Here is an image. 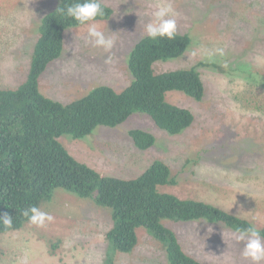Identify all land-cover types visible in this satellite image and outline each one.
<instances>
[{"label":"rangeland","instance_id":"1","mask_svg":"<svg viewBox=\"0 0 264 264\" xmlns=\"http://www.w3.org/2000/svg\"><path fill=\"white\" fill-rule=\"evenodd\" d=\"M60 1L0 0V24L6 33L0 37V43L5 45L4 48L0 46V85H13L12 89L16 87L13 76L28 74L32 57L28 69H24V62L18 61L20 56L12 58L10 55L14 50L12 46L26 40H37L43 20L59 7ZM106 1L111 5L125 3L135 21L134 28L116 41L113 31L104 30L98 20L99 29L115 41L110 52L87 42V25L68 29L61 58L52 61L41 78V91L45 97L66 105L82 100L99 86H108L120 93L132 85L130 55L147 38L144 27L153 19V13L162 0H102L103 4ZM170 2L179 13L177 33L191 31L193 46L182 58L167 63L156 62V73L188 69L200 60L222 65L225 69L212 68L203 74L208 76L205 79L206 92L201 100L179 91L165 94L167 102L194 114L193 125L179 135H172L161 130L149 115L135 113L116 128L104 127L99 134L103 139L99 142L104 144H98L99 147L93 143L94 139L81 145L76 143L80 141L73 142L72 137L65 136L61 142L79 162L102 177L136 180L156 162H163L178 180L177 186L166 187L169 193L249 217L248 209L244 207H250L261 196L260 185L264 188V183L256 185L248 179L251 168L264 171V114L253 106L251 109L244 107L239 99L243 100L244 94L264 95V38L252 31L254 27L264 30V19L247 11L241 20L238 16L229 17L227 8L223 6L225 0ZM212 6L216 7L212 10ZM260 9L264 11V5ZM121 13H126V10ZM13 18H19L17 25L10 22ZM219 18H224L225 24ZM120 23L114 22L113 27L122 29ZM235 39L241 43H235ZM210 40H213V45H210ZM193 52L196 55L193 56ZM109 57L111 62L106 63ZM258 70H261L259 74ZM257 80L260 84L249 88ZM132 130L152 134L156 139L154 146L147 150L139 149L131 137ZM235 169L241 174L239 176L236 172L235 177H240L237 185L228 183ZM70 201L74 202L71 207ZM52 203L65 207L69 213L55 214L52 212L54 209L45 207L47 204L42 205L41 210L53 213L54 220L45 227L30 223L20 231L2 235L0 248H3L5 257L2 259L1 255L0 264H65L66 260L68 264L104 263L109 247L105 233L113 223L110 211L64 188L55 190ZM260 223L264 224V216ZM171 226L178 230L181 242L188 250L194 251V256L202 264H251V261L243 259L242 252L240 254L239 250L230 248L228 230L223 225L201 220ZM69 228L76 229L77 236H72ZM58 238L64 240L59 242L60 248L53 255L52 244L57 243ZM139 239L140 244L130 254L112 251L115 264H167L164 252L156 247L144 230L139 231Z\"/></svg>","mask_w":264,"mask_h":264},{"label":"trees","instance_id":"2","mask_svg":"<svg viewBox=\"0 0 264 264\" xmlns=\"http://www.w3.org/2000/svg\"><path fill=\"white\" fill-rule=\"evenodd\" d=\"M73 2L61 0L59 7L43 20L38 39L13 44L14 50L10 52L12 58L20 56L18 61L24 62V69H28L30 57L32 59L27 75L13 76L16 87L11 89L13 85H0V215L7 212L13 218L11 228L0 225V237L20 231L30 224L22 212L31 206L41 209L42 205L47 204L45 207L54 209L52 212L55 214L69 213L65 207L52 203L55 190L64 188L110 211L113 223L105 233V240L111 251L106 250L103 264H115L112 251L123 254L134 252L140 244V230H144L156 247L164 252L167 264H202L194 256V251L188 250L181 242L178 230L171 226L201 220L223 225L228 230L230 248L239 250L241 254L244 242L234 239L236 229L254 223L264 236V224L260 223L264 216V188L260 185L264 183V173H259L264 171L255 167L250 169L248 179L260 185L262 191L258 196L262 199L258 197L259 200L250 207H244L248 209L249 217L237 216L210 203L181 199L169 193L166 187L177 186L178 180L163 162H156L136 180L102 177L85 163L79 162L61 142L65 136L72 137L73 142L80 141L76 143L81 145L94 139L93 143L99 147L98 144H104L99 142L103 140L99 134L104 127L116 128L135 113L147 114L161 130L179 135L193 125L195 116L190 110L167 102L165 94L179 91L201 100L206 92L205 79L208 76L203 74L212 68L224 71V67L200 60L188 69L157 74L154 64L182 58L193 46V33H176L173 40H152L147 37L130 55L133 81L127 90L118 93L111 87L99 86L82 100L70 104L53 101L42 93L41 78L49 64L61 58L66 31L81 26L59 11L67 3ZM263 5L264 0H225L223 6L227 8L229 17L238 16L241 20L246 16L245 11L264 19V11L260 9ZM103 7L105 16L98 20L105 29L113 31L115 35L112 36L116 41L123 39L129 24L121 22L122 29H115L110 24L114 11L104 4ZM215 7L210 8L213 10ZM124 10H128V7ZM219 19L225 24L224 18ZM18 21L19 18H13L10 22L17 25ZM1 26L0 37H3L6 33ZM252 31L264 38V30L254 27ZM234 41L241 43L239 39ZM210 45H213V40H210ZM0 46L4 48L5 45L0 43ZM236 48L239 49V45ZM256 84L259 85L260 81L249 85V88L256 87ZM244 95L243 100L239 99L244 107L251 109L253 106V109L264 114V95ZM130 134L139 149L147 150L155 144V137L148 132L132 130ZM248 161H245L246 165ZM236 174L241 175L238 169L230 175L228 183L237 185L240 177L236 178ZM73 204L70 201L69 206ZM48 210L44 211L52 215ZM69 231L72 236L78 234L76 229L69 228ZM58 239L57 243L52 244L53 255L60 248L59 242L64 240ZM1 255L3 259L5 253L2 247L0 261Z\"/></svg>","mask_w":264,"mask_h":264},{"label":"clouds","instance_id":"3","mask_svg":"<svg viewBox=\"0 0 264 264\" xmlns=\"http://www.w3.org/2000/svg\"><path fill=\"white\" fill-rule=\"evenodd\" d=\"M114 11L110 24L114 22H124L128 25V30L125 35H128L135 26V21L132 20L129 9L125 14L122 10L127 7L125 3L122 5L104 4ZM197 5L200 7L199 3ZM66 17L71 18L78 25H87L88 43L95 48L103 49L105 52H110L115 41L112 37L106 36L104 31L98 27V18L105 16V10L102 0H74L73 3L66 4L59 9ZM125 15L127 19H125ZM179 13L175 11L170 0H162L158 4L157 9L153 13V19L148 22L144 31L148 38L152 40L164 39L173 40L177 33V17ZM136 21L137 18L135 17ZM106 31H110L105 29ZM222 51V50H221ZM192 55H196L195 52ZM111 62V57L106 63ZM162 63V62H158ZM155 66V65H154ZM22 215L29 219V222L37 227H45L47 223H51L54 217L45 211H42L37 206H31L23 210ZM0 225L5 228L13 226V218L7 212L0 215ZM234 239L238 242H244L242 256L245 260L251 261V264H264V236L258 230L257 226L249 224L246 228H238L234 233Z\"/></svg>","mask_w":264,"mask_h":264}]
</instances>
